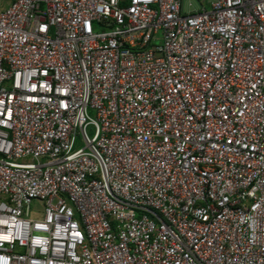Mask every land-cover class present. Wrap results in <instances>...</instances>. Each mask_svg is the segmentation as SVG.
Here are the masks:
<instances>
[{"label": "built area", "instance_id": "obj_1", "mask_svg": "<svg viewBox=\"0 0 264 264\" xmlns=\"http://www.w3.org/2000/svg\"><path fill=\"white\" fill-rule=\"evenodd\" d=\"M196 1L0 11V264H264V0Z\"/></svg>", "mask_w": 264, "mask_h": 264}, {"label": "rangeland", "instance_id": "obj_2", "mask_svg": "<svg viewBox=\"0 0 264 264\" xmlns=\"http://www.w3.org/2000/svg\"><path fill=\"white\" fill-rule=\"evenodd\" d=\"M189 1L192 3V7L191 8H188L187 7L188 0H183V3H182L183 12L188 13L190 11H193V10H197L198 9L199 3L196 0H189ZM87 135L88 136H91L92 135V129L91 128H88L87 129ZM79 147H81V146H79ZM32 208H33V210H35V212H41L42 211V206L38 202H33L32 203Z\"/></svg>", "mask_w": 264, "mask_h": 264}, {"label": "crops", "instance_id": "obj_3", "mask_svg": "<svg viewBox=\"0 0 264 264\" xmlns=\"http://www.w3.org/2000/svg\"><path fill=\"white\" fill-rule=\"evenodd\" d=\"M13 0H0V11L7 8L10 3L12 2ZM190 1L188 0L187 3H189ZM125 3V1H124ZM182 3H183V0H182ZM199 8V7H198Z\"/></svg>", "mask_w": 264, "mask_h": 264}]
</instances>
